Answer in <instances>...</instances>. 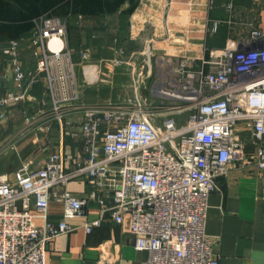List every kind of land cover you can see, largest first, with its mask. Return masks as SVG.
<instances>
[{"label":"built area","instance_id":"obj_1","mask_svg":"<svg viewBox=\"0 0 264 264\" xmlns=\"http://www.w3.org/2000/svg\"><path fill=\"white\" fill-rule=\"evenodd\" d=\"M65 34L62 19L40 16L28 36L37 71H46L49 82L52 72L72 64ZM18 46L19 40H11L3 53L11 56L22 87L27 76L16 57ZM89 56L88 50L81 53L82 60ZM109 61L113 67L123 63L118 57ZM156 75L154 100L84 107L80 127L88 156L73 170L65 169L59 149L42 167L29 162L11 175L0 174V264H45L47 242L77 229L71 220L84 216L89 199L97 200L102 218L128 222L134 249L147 252L142 264H217L205 233L216 179L230 165L264 172V33L254 29L212 50L199 68L182 60L167 76ZM76 97L54 100L59 120L63 102ZM25 98L23 90L0 102L12 107ZM78 178L91 181L89 198L66 189ZM51 200L63 204L57 223L48 218ZM100 220L84 223L85 231Z\"/></svg>","mask_w":264,"mask_h":264},{"label":"crops","instance_id":"obj_2","mask_svg":"<svg viewBox=\"0 0 264 264\" xmlns=\"http://www.w3.org/2000/svg\"><path fill=\"white\" fill-rule=\"evenodd\" d=\"M182 1L195 6L185 17L181 7H171L173 0H139L129 15L69 17L75 22L74 34L64 18L63 44L72 64L65 62L64 70L52 72L51 82L46 71H37L28 35L19 39L16 49L27 76L22 87L17 86L11 56L3 53L8 43L0 44V100L10 93L26 94L12 107L0 102V174L11 175L29 162L42 167L59 149L65 169L73 170L88 156L80 127L85 106L154 100L150 87L158 80L156 74L167 76L182 60L199 68L212 50L245 39L254 29L264 33V0ZM88 47L94 51L82 60L79 52ZM117 57L123 63L113 67L109 60ZM67 95L77 97L63 102L59 120L54 100ZM98 139L100 145L102 134ZM66 189L89 198L92 183L78 178ZM105 201L111 205L112 196ZM62 213L63 204L51 200L49 220L57 223ZM100 218L87 233L84 223ZM71 223L76 230L47 242L45 264H142L147 257L146 251L134 249L128 222L117 224L108 214L102 218L97 200H87L84 216ZM205 233L213 240L217 264H264V172L252 165H230L228 173L216 179V190L208 197Z\"/></svg>","mask_w":264,"mask_h":264},{"label":"trees","instance_id":"obj_3","mask_svg":"<svg viewBox=\"0 0 264 264\" xmlns=\"http://www.w3.org/2000/svg\"><path fill=\"white\" fill-rule=\"evenodd\" d=\"M139 0H0V44L29 36L40 16L60 19L82 16L95 18L117 13L129 15ZM127 5L124 10L121 8ZM195 6L173 0L172 8ZM183 6V7H182ZM64 21V20H63Z\"/></svg>","mask_w":264,"mask_h":264},{"label":"rangeland","instance_id":"obj_4","mask_svg":"<svg viewBox=\"0 0 264 264\" xmlns=\"http://www.w3.org/2000/svg\"><path fill=\"white\" fill-rule=\"evenodd\" d=\"M186 10H188L189 12H191L192 11V8L191 7H184V8H182V10H181V12H182V14H183V17H185L184 16V14L186 15ZM179 17H181V14H179L178 15ZM166 17H167V13H165V15H164V19H166ZM163 19V20H164ZM64 20V19H63ZM64 23H65V21H64ZM75 22H74V19L73 18H67V25L68 26H70V29H71V31H70V33L71 34H74L75 33V25H73ZM74 26V27H73ZM92 49V50H91ZM84 50H88L89 52H91L92 53V51H94V49L93 48H85V49H83V50H80V54L84 51ZM184 116H181V118H183Z\"/></svg>","mask_w":264,"mask_h":264},{"label":"bare ground","instance_id":"obj_5","mask_svg":"<svg viewBox=\"0 0 264 264\" xmlns=\"http://www.w3.org/2000/svg\"><path fill=\"white\" fill-rule=\"evenodd\" d=\"M184 16H185V14H184ZM162 60V59H161ZM162 63V62H161Z\"/></svg>","mask_w":264,"mask_h":264}]
</instances>
